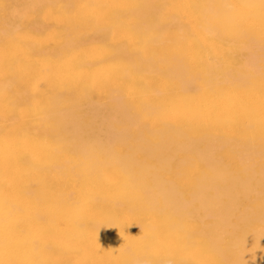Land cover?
<instances>
[{"label": "bare ground", "instance_id": "6f19581e", "mask_svg": "<svg viewBox=\"0 0 264 264\" xmlns=\"http://www.w3.org/2000/svg\"><path fill=\"white\" fill-rule=\"evenodd\" d=\"M264 0H0V264H264Z\"/></svg>", "mask_w": 264, "mask_h": 264}, {"label": "clouds", "instance_id": "9594fccd", "mask_svg": "<svg viewBox=\"0 0 264 264\" xmlns=\"http://www.w3.org/2000/svg\"><path fill=\"white\" fill-rule=\"evenodd\" d=\"M264 237V236H261ZM165 264H171V261H165Z\"/></svg>", "mask_w": 264, "mask_h": 264}]
</instances>
